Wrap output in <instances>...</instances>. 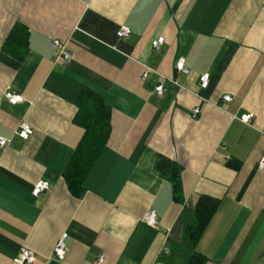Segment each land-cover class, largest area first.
Masks as SVG:
<instances>
[{"label": "crops", "instance_id": "0c3cea01", "mask_svg": "<svg viewBox=\"0 0 264 264\" xmlns=\"http://www.w3.org/2000/svg\"><path fill=\"white\" fill-rule=\"evenodd\" d=\"M18 26L21 51L8 45ZM55 39L69 43L70 61L56 60ZM85 91L110 106L111 133L76 196L64 170L84 136L75 118ZM22 121L34 128L28 140L15 133ZM0 136L10 139L0 149V264H19L24 248L31 264H187L194 251L206 264H264V0H0ZM162 157L180 169L179 200ZM40 180L51 188L36 196ZM204 195L217 207L194 246L187 227ZM152 208L157 226L144 221Z\"/></svg>", "mask_w": 264, "mask_h": 264}, {"label": "trees", "instance_id": "16d2710c", "mask_svg": "<svg viewBox=\"0 0 264 264\" xmlns=\"http://www.w3.org/2000/svg\"><path fill=\"white\" fill-rule=\"evenodd\" d=\"M27 41V31L18 26L8 38V45L21 51ZM76 122L84 128V136L64 170V178L70 191L76 196L85 192L86 177L107 145L111 133V108L95 92L85 91L80 97ZM157 169L173 183L174 198L180 199V169L168 158H160ZM217 207V199L201 196L195 208V222L187 227V235L197 245ZM206 257L194 251L187 264H206Z\"/></svg>", "mask_w": 264, "mask_h": 264}, {"label": "built area", "instance_id": "2783aa9c", "mask_svg": "<svg viewBox=\"0 0 264 264\" xmlns=\"http://www.w3.org/2000/svg\"><path fill=\"white\" fill-rule=\"evenodd\" d=\"M131 34V28L127 26H122L118 31L117 35L120 38H126ZM165 38L164 37H159L157 40H155L152 44L154 49L158 50L161 45L163 44ZM53 45L56 50V60L57 61H70L73 58V53L70 49L69 43L67 41H60L58 39H55L53 42ZM176 68L179 71H182L186 73L187 75L191 73V69L186 65V62L184 59H179L176 63ZM150 71H152L151 68L146 67V70L144 71L142 78L146 79L147 76L149 75ZM211 80V73L206 72L203 73L200 76V86L202 88H207ZM164 91V83L163 81L156 86V93L158 95H162ZM6 99L11 104H18L20 100L22 99V96L20 93H17L13 91L12 89H8L5 93ZM225 100H231L230 95H224ZM199 113V108L194 109V116H197ZM254 118V113L252 112H247L244 113L240 116V119L245 122V123H251ZM34 128L32 125H30L27 121H22L16 130V134L19 135L21 138L24 140H28L30 136L33 134ZM10 143V139L4 136H0V149L6 148ZM259 165L260 167H264V155L260 157L259 160ZM51 184L49 181L46 180H40L35 183L34 188H33V194L36 196H39L48 190H50ZM144 221L151 225V226H157L158 224V213L157 210L152 208L146 213L144 216ZM67 238H68V233H63L61 237L58 239V241L55 244L54 247V255L60 259L64 260L66 258L67 252H68V246H67ZM105 259V254H101L99 262H103ZM36 260V255L35 253L27 248L22 249L21 253L19 254L18 258L16 261L19 264H31Z\"/></svg>", "mask_w": 264, "mask_h": 264}]
</instances>
